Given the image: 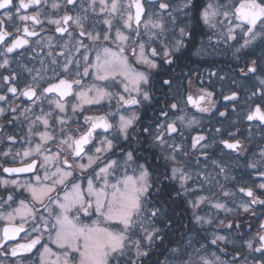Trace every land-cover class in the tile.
Masks as SVG:
<instances>
[{
	"label": "snow or ice",
	"instance_id": "6c2138e0",
	"mask_svg": "<svg viewBox=\"0 0 264 264\" xmlns=\"http://www.w3.org/2000/svg\"><path fill=\"white\" fill-rule=\"evenodd\" d=\"M0 264H264V0H0Z\"/></svg>",
	"mask_w": 264,
	"mask_h": 264
},
{
	"label": "flooded vegetation",
	"instance_id": "af4514ba",
	"mask_svg": "<svg viewBox=\"0 0 264 264\" xmlns=\"http://www.w3.org/2000/svg\"><path fill=\"white\" fill-rule=\"evenodd\" d=\"M214 45L215 41L210 44L206 36L202 35L201 30H196L192 41L177 54L178 59L176 60V63L169 68V72L177 78V83L180 81L186 83L187 79H192L195 82L197 77H200L205 82V85H207L210 78L209 74L211 72H217L218 74L229 76L233 74L237 76L239 75V67H237V64L242 66L244 60L241 59L240 61H237L232 56L231 49H226L223 45ZM255 52L256 55L260 54L258 48ZM211 80L216 82L217 89H219L220 82L216 80V77H211ZM156 97L160 100V104H162L164 100V92H157ZM225 103L227 102L221 101V105ZM159 106L160 105L158 104L155 107L158 109ZM221 110H223L222 107ZM141 115L146 123L149 122L153 117V108L149 107L146 111H142ZM205 116H207V114H205ZM233 118L235 117L233 116ZM212 124L219 126L215 119H212ZM241 130H244L243 125H241ZM9 131H11V126H9ZM245 135H247V133H245ZM244 171L245 170L243 169H236L234 174L243 175ZM244 178L248 179L247 176ZM256 179L259 180V178ZM245 223H247L246 220ZM221 234L224 233L222 232ZM232 235L235 236L236 233L233 232Z\"/></svg>",
	"mask_w": 264,
	"mask_h": 264
},
{
	"label": "trees",
	"instance_id": "16d2710c",
	"mask_svg": "<svg viewBox=\"0 0 264 264\" xmlns=\"http://www.w3.org/2000/svg\"><path fill=\"white\" fill-rule=\"evenodd\" d=\"M181 208L177 207L175 209L176 215L174 216V221L176 224V227L173 229V233L175 234L174 236L170 233V238L175 239L176 237H178L180 235V233L184 232L186 229L180 227L181 223L184 225H188L189 221H188V216L187 215H180L181 214ZM153 259H156V255H153L152 257ZM160 259H163V256L159 257Z\"/></svg>",
	"mask_w": 264,
	"mask_h": 264
},
{
	"label": "rangeland",
	"instance_id": "374dc122",
	"mask_svg": "<svg viewBox=\"0 0 264 264\" xmlns=\"http://www.w3.org/2000/svg\"><path fill=\"white\" fill-rule=\"evenodd\" d=\"M230 219H232V217H229Z\"/></svg>",
	"mask_w": 264,
	"mask_h": 264
}]
</instances>
